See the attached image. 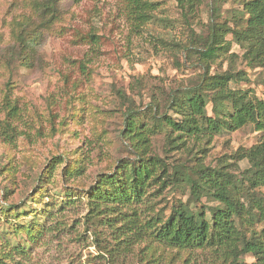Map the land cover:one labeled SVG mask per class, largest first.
Wrapping results in <instances>:
<instances>
[{"label": "rangeland", "instance_id": "374dc122", "mask_svg": "<svg viewBox=\"0 0 264 264\" xmlns=\"http://www.w3.org/2000/svg\"><path fill=\"white\" fill-rule=\"evenodd\" d=\"M36 1L0 0V254L26 245L20 226L32 221L42 233L29 245L25 264L219 263L222 254L212 246L179 250L146 238L124 250L118 246L120 208L92 210L86 192L100 174L135 157L122 133L129 108L151 127L163 114L178 117L172 97L196 85L206 70L235 73L231 88L264 100V67L248 65L245 48L232 34L225 36L231 41L228 53L207 65L185 49L193 43L202 48L195 40L209 35L213 20L235 26L242 5L193 0L187 14L188 6L183 9L178 0H152L151 16L140 23L128 0H60V16L48 24L35 10ZM206 112L214 115L211 102ZM155 129L151 150L171 172L200 163L224 167L245 184L249 162L237 152L262 137L248 124L210 142L178 144L182 140L169 141L166 128ZM149 190L153 196L140 205L143 216H167L173 204L183 202L195 212L204 209L210 219V207L219 205L205 192L197 199L182 180L160 193L158 186ZM256 191L264 197V187ZM23 209L28 215L17 217ZM235 223L247 237L264 227V221ZM240 259L256 261L252 253Z\"/></svg>", "mask_w": 264, "mask_h": 264}, {"label": "trees", "instance_id": "16d2710c", "mask_svg": "<svg viewBox=\"0 0 264 264\" xmlns=\"http://www.w3.org/2000/svg\"><path fill=\"white\" fill-rule=\"evenodd\" d=\"M128 1L135 8L140 23L147 21L156 4L152 0ZM178 1L183 9L188 6L189 14L193 0ZM213 1L217 3L219 0ZM232 1L242 5L243 13L236 16L240 22L230 26L213 20L209 35L195 40L202 48L193 47V43L185 49L197 53L199 61L207 65L228 53L231 41L225 36L230 33L245 48L248 65L264 67V0ZM59 2L37 0L34 6L49 24L60 16ZM187 2L188 5H185ZM32 36L27 39L29 48L36 40L35 35ZM235 78V73L230 71L209 74L206 70L196 85L172 97L170 105L178 117L163 114L153 127L137 121L132 109L126 111L122 133L134 150L135 157L121 161L112 172L100 174L97 183L86 192L92 210L106 208L115 211L120 208L123 225L118 246L129 250L133 244L148 238L179 250L215 247L222 254V260L217 264H264V227L260 231L252 230L251 236L247 237L235 223L236 218L241 224L264 221V197L256 191L264 187V100L250 90L231 88L229 83ZM210 92L214 94L210 95ZM210 102L212 116L206 112ZM248 124L261 132L262 137L258 143L237 152L239 159L249 162L244 172L246 184L235 181L224 167L212 168L200 163L194 167L174 166L171 172L170 164L151 150L150 142L157 126L169 130V141L180 139L182 141L178 144H186L190 139L210 142L217 134L235 131ZM181 173H184L183 177H180ZM179 180L187 182L191 194L197 199L205 192L219 202L216 207H210L211 218H207L204 209L195 212L183 202L173 204L167 216H143L140 205L147 197L153 196L149 189L158 186L157 192L160 193ZM245 199H248L247 203ZM124 208L128 211L122 212ZM11 210L15 211V207ZM151 210L154 211V208ZM21 215H28L26 209L20 213L16 211L17 217ZM20 229L27 233L26 245H14L0 254V264H25L22 260L28 259L30 246L42 233L32 221L21 225ZM244 253H252L256 261L247 263L241 260L240 256Z\"/></svg>", "mask_w": 264, "mask_h": 264}]
</instances>
